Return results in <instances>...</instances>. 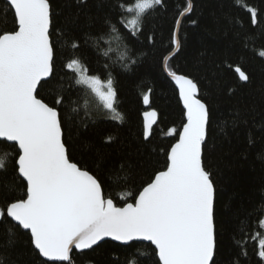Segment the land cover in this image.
<instances>
[{"label": "trees", "instance_id": "1", "mask_svg": "<svg viewBox=\"0 0 264 264\" xmlns=\"http://www.w3.org/2000/svg\"><path fill=\"white\" fill-rule=\"evenodd\" d=\"M49 2L58 32L53 37V76L42 95L51 104L62 92L66 135L70 131L75 159L104 179L109 185L107 194L122 206L165 170L167 153L177 142L176 135L169 133L172 128L181 131L186 123L164 62L174 50L177 21L186 12L188 0H164L163 7L145 17L137 35H131L126 25L131 15L122 14L119 7L131 0ZM191 4L192 12L179 32V53L167 70L193 79L209 105L205 158L216 185L219 264H264L258 254V238H264V57L260 55L264 51V0H191ZM248 9L256 11L255 25ZM0 10L7 12H0V31L16 30L5 0H0ZM68 21L72 35L57 39ZM109 21L119 31L111 30ZM73 38L78 48L71 46ZM73 58L81 61L86 75L98 76L105 85L113 81L115 106L123 121L112 120L113 114L95 94L79 84L77 73L66 68ZM237 67L249 77L247 82L240 79ZM145 95L150 96L149 108ZM152 110L158 113V123L145 141L143 116ZM14 151L11 144H0V158L8 161L4 153ZM24 184L21 180L9 199L22 196ZM10 226L0 224L4 264H45L24 230L13 245H6ZM133 245L108 241L74 253L73 264H157L152 245Z\"/></svg>", "mask_w": 264, "mask_h": 264}, {"label": "snow or ice", "instance_id": "2", "mask_svg": "<svg viewBox=\"0 0 264 264\" xmlns=\"http://www.w3.org/2000/svg\"><path fill=\"white\" fill-rule=\"evenodd\" d=\"M163 6L164 0L119 5L122 14L131 15L126 20L131 35L142 31L145 17ZM5 8L16 23V30L0 31V144L12 142L15 149L4 153L8 161L0 158V224L11 225L6 245H13L17 234L26 230L45 264H73L74 250H93L106 239L130 246L150 242L157 264H219L216 185L205 158L210 109L197 83L169 71L179 88L186 123L181 131L172 128L169 133L176 135L177 142L167 153L165 170L150 178L132 202L118 206L107 194L105 180L73 155L62 92L51 104L42 95L53 76V37L58 32L49 0H5ZM191 9L188 0L185 11ZM248 10L255 25L256 11ZM67 23L57 39L72 35V22ZM108 23L111 30L119 31L116 24ZM175 44L179 48V39ZM71 46L79 47L75 38ZM260 55L264 57V51ZM65 66L78 73L79 84L99 98L113 114L112 120L123 121L111 79L105 90L98 76L86 75L79 59ZM236 72L241 80L249 79L239 67ZM143 100L148 104L149 96ZM157 116L155 110L144 113L145 141L152 136ZM119 167L123 169V164ZM21 180L26 182L23 195L9 199ZM258 248L264 259V238H258Z\"/></svg>", "mask_w": 264, "mask_h": 264}, {"label": "water", "instance_id": "3", "mask_svg": "<svg viewBox=\"0 0 264 264\" xmlns=\"http://www.w3.org/2000/svg\"><path fill=\"white\" fill-rule=\"evenodd\" d=\"M191 12H192V9H191L190 12H185V13L180 17L179 24H177L176 31H175V34H174V50H173V52H172V53L166 58V60H165V62H164V71H165V73L167 74L168 78H169V79L171 80V82L173 83V85L175 86V88L177 89L178 94H179V88H178V86L176 85L174 79L168 74L167 66H168V63H169L172 59H174V58L178 55V53H179L180 46H179V48H177V47H176V44H175V41H176V39H179V32H180V28H181V25H182L184 19H185L186 17H188V16L191 14ZM49 79H50V78H49ZM243 81H244V80H243ZM244 82H247V81H244ZM148 96H149V95H148ZM179 99H180V96H179ZM180 102H181V105H182V108H183V103H182V100H181V99H180ZM149 106H150V96H149V103H148V104H145V107H146V108H149ZM183 110H184V108H183ZM184 112H185V110H184ZM185 118H186V117H185ZM143 120H144V116H143ZM157 123H158V116H157L156 123L153 125V128L157 125ZM149 139H150V138H149ZM206 140H207V139H206ZM205 143H206V141H205ZM8 144H12V142H8ZM25 183H26V182H25ZM13 223H15V222H13ZM24 231L26 232V230H24ZM108 241H109V242L116 243V244H119V245H122V244H120V242H118V241H112L111 239H106L105 241L101 242V244H103V243H105V242H108ZM133 243H142V244L151 245L150 242H146V241H136V242H133ZM101 244H100V245H101ZM98 246H99V245H98ZM98 246H95V248L98 247ZM122 246H129V245H122ZM152 247L154 248L155 246L152 245ZM37 251H38V250H37ZM87 251H90V250H85L84 252H87ZM84 252H80L79 250H74L73 254H74V253L81 254V253H84ZM42 258H43V257H42ZM43 259L45 260V258H43Z\"/></svg>", "mask_w": 264, "mask_h": 264}, {"label": "rangeland", "instance_id": "4", "mask_svg": "<svg viewBox=\"0 0 264 264\" xmlns=\"http://www.w3.org/2000/svg\"><path fill=\"white\" fill-rule=\"evenodd\" d=\"M77 75H78V73H77ZM79 76V75H78ZM105 85V84H104ZM106 88H107V85H105V90H106ZM97 99L99 100V98L97 97ZM100 101V100H99Z\"/></svg>", "mask_w": 264, "mask_h": 264}]
</instances>
